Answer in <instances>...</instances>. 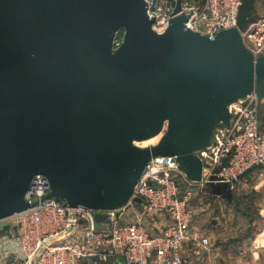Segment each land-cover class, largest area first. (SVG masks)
<instances>
[{
	"label": "water",
	"instance_id": "water-1",
	"mask_svg": "<svg viewBox=\"0 0 264 264\" xmlns=\"http://www.w3.org/2000/svg\"><path fill=\"white\" fill-rule=\"evenodd\" d=\"M146 7L0 0V220L30 207L35 173L48 178L51 195L92 209L140 202L135 184L156 155H175L199 180L196 151L229 123V106L251 91L264 101V54L254 58L241 36L254 0H242L236 25L214 37L187 28L185 13L158 32ZM158 133L155 144L138 146ZM95 220L109 224L107 213Z\"/></svg>",
	"mask_w": 264,
	"mask_h": 264
},
{
	"label": "built area",
	"instance_id": "built-area-1",
	"mask_svg": "<svg viewBox=\"0 0 264 264\" xmlns=\"http://www.w3.org/2000/svg\"><path fill=\"white\" fill-rule=\"evenodd\" d=\"M145 2L154 30L163 31L174 15L185 13L187 28L214 37L236 25L242 0H181L176 13L177 0ZM241 36L254 58L264 54V14L255 15ZM121 39L116 34L114 47ZM262 109L255 91L229 106V123H219L210 143L196 151L202 160L199 180L179 168L175 155L151 157L132 193L140 202L130 198L115 209L69 206L50 194L44 174L35 173L25 191L30 207L0 220L1 240L18 248L0 250V264H188L211 246L209 235L194 225L195 193L209 183L237 189L246 172L264 171ZM128 211L134 218L125 220ZM96 212L107 213V226L100 221L96 227Z\"/></svg>",
	"mask_w": 264,
	"mask_h": 264
},
{
	"label": "crops",
	"instance_id": "crops-1",
	"mask_svg": "<svg viewBox=\"0 0 264 264\" xmlns=\"http://www.w3.org/2000/svg\"><path fill=\"white\" fill-rule=\"evenodd\" d=\"M192 205L194 225L209 235L211 246L188 264H264V171L249 170L237 189L208 184ZM4 249L18 250L0 238Z\"/></svg>",
	"mask_w": 264,
	"mask_h": 264
},
{
	"label": "rangeland",
	"instance_id": "rangeland-1",
	"mask_svg": "<svg viewBox=\"0 0 264 264\" xmlns=\"http://www.w3.org/2000/svg\"><path fill=\"white\" fill-rule=\"evenodd\" d=\"M253 14L254 15H260V14H264V0H254V7H253ZM263 115H264V113H263ZM261 125H262V127H264V118L261 116ZM149 144H153L152 142H151V140H148V142L146 143V145H149ZM145 145V146H146ZM242 183H243V181L241 182V185H242ZM240 185V186H241ZM239 186V187H240ZM238 187V188H239ZM196 195L195 196H197L198 194H199V192H196L195 193ZM197 198H199V197H197ZM127 209V208H126ZM132 218H134L133 217V214L130 212V211H128L126 214H125V217H124V219L125 220H130V219H132ZM264 236V235H263Z\"/></svg>",
	"mask_w": 264,
	"mask_h": 264
},
{
	"label": "bare ground",
	"instance_id": "bare-ground-1",
	"mask_svg": "<svg viewBox=\"0 0 264 264\" xmlns=\"http://www.w3.org/2000/svg\"><path fill=\"white\" fill-rule=\"evenodd\" d=\"M160 136H161V133H158L157 135H155V136H153V137H150V138H148V139H143V140H141V141H137V144H138V146H140V147H145V145H146V143L148 142V140H151V142H152L153 144H155V143L157 142V140L160 138Z\"/></svg>",
	"mask_w": 264,
	"mask_h": 264
},
{
	"label": "trees",
	"instance_id": "trees-1",
	"mask_svg": "<svg viewBox=\"0 0 264 264\" xmlns=\"http://www.w3.org/2000/svg\"><path fill=\"white\" fill-rule=\"evenodd\" d=\"M122 33H123V30L122 29L118 31L117 35L119 36V38H122ZM263 113H264V110L262 109L261 110V116L264 118ZM261 116H260V119H261Z\"/></svg>",
	"mask_w": 264,
	"mask_h": 264
}]
</instances>
